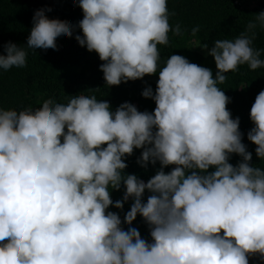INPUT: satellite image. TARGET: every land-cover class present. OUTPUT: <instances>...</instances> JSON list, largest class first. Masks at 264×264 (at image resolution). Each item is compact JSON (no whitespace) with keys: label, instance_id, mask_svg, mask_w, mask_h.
Here are the masks:
<instances>
[{"label":"clouds","instance_id":"9594fccd","mask_svg":"<svg viewBox=\"0 0 264 264\" xmlns=\"http://www.w3.org/2000/svg\"><path fill=\"white\" fill-rule=\"evenodd\" d=\"M73 5L77 0H71ZM74 39L95 52L105 85L157 75L151 113L128 102L77 94L38 110L0 108V264H248L264 259V168L249 162L239 118L217 87L238 65L264 66L253 29L264 11L233 39H216L206 55L211 69L171 54L157 69L158 45L168 43L166 0H79ZM36 10L24 46L3 45L0 69L22 68L25 48L55 51L74 27ZM198 27H193V35ZM247 140L264 160V89L249 110ZM142 149L137 164L159 163L146 182L124 174V157ZM235 154V166L228 162ZM171 166L170 171L164 168ZM211 169V171H209ZM123 185L121 199L112 190ZM149 195L142 202L145 192ZM120 217L108 211L121 209ZM139 215L150 241L131 227Z\"/></svg>","mask_w":264,"mask_h":264},{"label":"trees","instance_id":"16d2710c","mask_svg":"<svg viewBox=\"0 0 264 264\" xmlns=\"http://www.w3.org/2000/svg\"><path fill=\"white\" fill-rule=\"evenodd\" d=\"M77 4L71 0H0V54H3V45L12 42L17 46H24L31 28V19L36 10L45 11L48 19H56L72 25L74 31L68 38L58 39L55 51L25 48V65L22 68L10 67L0 69V108L38 110L46 100L57 103H66L69 96L77 94L95 96L97 100H105L112 110L121 103L128 102L138 111L149 113L155 107L154 101L141 96L145 87H151L155 92L157 75L144 76L138 80L121 82L117 86H107L103 74L99 70L102 63L95 52H88L77 44L74 37L80 34L75 27L82 19V12ZM170 26L179 25L181 32L174 35L168 33V43L158 45L159 61L157 69L171 55L185 57L189 62L212 70L215 75V65L212 58L206 55L203 46L211 47L216 39H233L245 31L249 22L255 21V14L264 11V0L253 6H245L237 0H166ZM193 27H198L195 35L191 33ZM255 39L252 47L261 52L260 59L264 60V28L259 25L253 29ZM225 80L217 87L229 98L226 108L232 118H239L241 142L251 153L250 164L264 168V160L259 161L254 149L255 145L247 140V132L253 126L249 120V110L256 94L264 89V66L250 70L247 65H238L237 69L225 73ZM142 149H134L131 156L124 157L126 168L124 174H134L146 182L159 169V163L147 164L141 167L137 158ZM241 158L235 154L229 157L228 162L235 166ZM171 166L165 167V173ZM211 171V169H209ZM123 185L119 190H112L110 198L113 202L121 199ZM149 193L142 196L146 201ZM131 198L124 202L121 209L109 206L108 211L116 213L121 219V227H129L123 223V216L129 210ZM131 227H135L146 241H150L149 229L142 218L137 215ZM248 264H264V259L252 255Z\"/></svg>","mask_w":264,"mask_h":264},{"label":"rangeland","instance_id":"374dc122","mask_svg":"<svg viewBox=\"0 0 264 264\" xmlns=\"http://www.w3.org/2000/svg\"><path fill=\"white\" fill-rule=\"evenodd\" d=\"M238 3L245 5V6H253L260 2V0H237Z\"/></svg>","mask_w":264,"mask_h":264}]
</instances>
